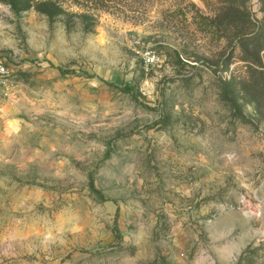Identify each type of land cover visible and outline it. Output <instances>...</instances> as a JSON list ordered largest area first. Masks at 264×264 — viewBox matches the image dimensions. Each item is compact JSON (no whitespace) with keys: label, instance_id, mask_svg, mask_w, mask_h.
Listing matches in <instances>:
<instances>
[{"label":"rangeland","instance_id":"obj_1","mask_svg":"<svg viewBox=\"0 0 264 264\" xmlns=\"http://www.w3.org/2000/svg\"><path fill=\"white\" fill-rule=\"evenodd\" d=\"M263 10L0 0V264H264Z\"/></svg>","mask_w":264,"mask_h":264},{"label":"trees","instance_id":"obj_2","mask_svg":"<svg viewBox=\"0 0 264 264\" xmlns=\"http://www.w3.org/2000/svg\"><path fill=\"white\" fill-rule=\"evenodd\" d=\"M263 2H264V0H263ZM36 9L39 12L46 14L50 18L55 17V15H57L56 14L57 12L60 13L63 11L62 7L53 1H41L37 4ZM240 17L243 18V20H244L243 22H253V21H251L250 17L247 16V14H245V13H244V15L242 14ZM251 36L250 37H244L243 36L240 39L241 45L244 46V45H246V43H247V45H248V43L249 44L254 43V53L257 56H256L255 62H250L251 64L249 65V67H251V69H253L252 67H258L260 70L254 69V71L256 73L264 75V66H263L261 57L259 56L260 53L264 51V29L260 28L259 31L257 33H255V35L253 34ZM251 57H253V56H250L247 54L245 61H250L249 59H251ZM252 65H255V66H252ZM57 69L60 70L62 73L72 71V70H69V69L64 68V67H57ZM107 83L112 85V86L122 88L126 92H131L134 90V86L131 84H124L123 85V84H120L119 82H108V81H107ZM92 189H94L95 192H98L97 189L95 188L94 184H92Z\"/></svg>","mask_w":264,"mask_h":264},{"label":"built area","instance_id":"obj_3","mask_svg":"<svg viewBox=\"0 0 264 264\" xmlns=\"http://www.w3.org/2000/svg\"><path fill=\"white\" fill-rule=\"evenodd\" d=\"M146 61L152 63L153 57L147 54ZM8 73L9 70L3 64H0V88L5 86L6 82L8 81Z\"/></svg>","mask_w":264,"mask_h":264}]
</instances>
